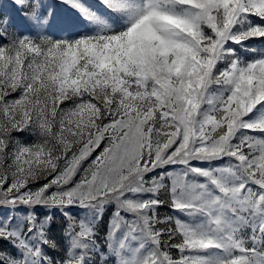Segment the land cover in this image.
<instances>
[{
    "label": "snow or ice",
    "instance_id": "snow-or-ice-1",
    "mask_svg": "<svg viewBox=\"0 0 264 264\" xmlns=\"http://www.w3.org/2000/svg\"><path fill=\"white\" fill-rule=\"evenodd\" d=\"M0 264H264V0H0Z\"/></svg>",
    "mask_w": 264,
    "mask_h": 264
},
{
    "label": "rangeland",
    "instance_id": "rangeland-1",
    "mask_svg": "<svg viewBox=\"0 0 264 264\" xmlns=\"http://www.w3.org/2000/svg\"><path fill=\"white\" fill-rule=\"evenodd\" d=\"M52 2H53L54 4H56V0H52ZM57 10H58L59 12H63V11H64L63 7L60 6V5H57ZM20 139H21L22 141H24L25 143H28V142L33 141V140L35 139V137L30 136L28 133H24V134H22V135L20 136ZM76 179L78 180V179H79V176H77ZM162 211H163V210H162Z\"/></svg>",
    "mask_w": 264,
    "mask_h": 264
}]
</instances>
